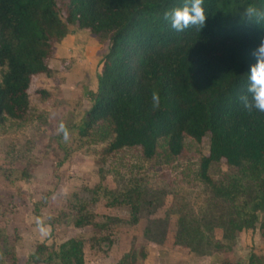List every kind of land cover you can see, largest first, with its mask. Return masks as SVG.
Here are the masks:
<instances>
[{
	"label": "trees",
	"instance_id": "16d2710c",
	"mask_svg": "<svg viewBox=\"0 0 264 264\" xmlns=\"http://www.w3.org/2000/svg\"><path fill=\"white\" fill-rule=\"evenodd\" d=\"M184 2L0 0V133L29 115L34 76L53 75L46 64L53 43L69 28L85 29L107 46L95 89L87 92L90 106L69 128L74 138L102 144L94 151L101 163L133 149L144 161L170 164L185 155L189 142L198 144L206 136V152L197 156L193 177L228 205L223 224L232 239L235 231H254L258 213L264 212V112H249L240 101L255 63L252 51L264 39V19L249 23L240 13L248 5L264 12V0H203L205 25L199 31L195 26L176 31L164 12ZM153 93L159 95V107L153 106ZM218 165L231 172L213 178ZM140 180L131 173L121 189L97 185L88 201L74 194L71 212L61 216L75 227H94L101 236H91L90 246L100 244L108 224L94 220L88 205L100 197L108 207L124 204L136 221ZM176 224L182 225L181 216ZM258 228L264 229V213ZM175 240L199 254L190 230L177 231ZM201 243L207 251L229 248L219 240ZM7 253L17 264L14 252ZM139 255L144 257L142 251ZM23 264H84V241L71 237L57 245L36 243ZM117 264H136L132 247ZM219 264H264V257L250 253L246 262Z\"/></svg>",
	"mask_w": 264,
	"mask_h": 264
},
{
	"label": "rangeland",
	"instance_id": "374dc122",
	"mask_svg": "<svg viewBox=\"0 0 264 264\" xmlns=\"http://www.w3.org/2000/svg\"><path fill=\"white\" fill-rule=\"evenodd\" d=\"M69 29L60 42L53 43L52 54L46 59L53 75L39 74L31 81L29 115L0 133V264H11L9 250L16 263L23 264L36 243L57 245L71 237L84 241V264H117L130 247L136 264H180L186 259L191 264L246 262L250 253L264 257V229L258 228L264 212L258 213L254 231H235L232 239H227L223 221L228 205L213 198L193 177L197 156L206 152V136L198 144L189 142L185 155L170 164L144 161L133 149L101 163L94 151L102 144L79 143L74 138L69 128L90 106L87 92L95 89L107 41L97 40L85 29ZM61 125L68 129H64L66 137ZM230 172L218 165L211 174L220 178ZM131 173L141 179L136 221L128 206L108 207L100 197L88 208L94 220L108 225L100 244L90 246L89 238L101 234L94 227L73 226L61 212H71L74 194L88 201L97 185L121 189ZM179 216L182 225L177 228ZM184 230L194 234L199 254L176 242V232ZM213 240L229 248L207 251V245L200 244Z\"/></svg>",
	"mask_w": 264,
	"mask_h": 264
},
{
	"label": "clouds",
	"instance_id": "9594fccd",
	"mask_svg": "<svg viewBox=\"0 0 264 264\" xmlns=\"http://www.w3.org/2000/svg\"><path fill=\"white\" fill-rule=\"evenodd\" d=\"M202 5L203 0H185L182 6L165 11L164 19L169 21L176 31H183L190 26H195L199 31L206 22V14ZM240 18L249 23L259 24L264 19V12L254 5H248L240 13ZM252 55L255 57V63L250 66L247 94L241 95L240 101L249 112L253 109L264 112V39L252 51ZM152 103L154 107H159L158 93L152 94ZM60 131H64L65 137L67 136L63 125L60 126ZM37 223L41 224V221L38 220ZM40 231L43 233L45 229L41 227Z\"/></svg>",
	"mask_w": 264,
	"mask_h": 264
},
{
	"label": "crops",
	"instance_id": "0c3cea01",
	"mask_svg": "<svg viewBox=\"0 0 264 264\" xmlns=\"http://www.w3.org/2000/svg\"><path fill=\"white\" fill-rule=\"evenodd\" d=\"M157 262L159 263V261L157 260ZM176 264H179V263H176ZM180 264H191L190 263V260L186 259L184 262H180Z\"/></svg>",
	"mask_w": 264,
	"mask_h": 264
}]
</instances>
